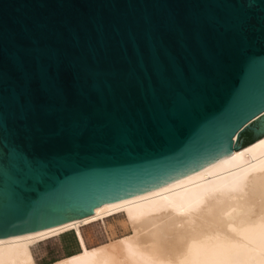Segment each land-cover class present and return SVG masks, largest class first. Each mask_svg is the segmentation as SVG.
Masks as SVG:
<instances>
[{
  "label": "water",
  "instance_id": "1",
  "mask_svg": "<svg viewBox=\"0 0 264 264\" xmlns=\"http://www.w3.org/2000/svg\"><path fill=\"white\" fill-rule=\"evenodd\" d=\"M263 112L264 0H0V237L195 172Z\"/></svg>",
  "mask_w": 264,
  "mask_h": 264
},
{
  "label": "bare ground",
  "instance_id": "2",
  "mask_svg": "<svg viewBox=\"0 0 264 264\" xmlns=\"http://www.w3.org/2000/svg\"><path fill=\"white\" fill-rule=\"evenodd\" d=\"M238 137L233 153L173 182L0 237V264H37L32 245L71 229L81 250L51 264H264V132L246 145ZM113 214L134 234L89 248L81 226Z\"/></svg>",
  "mask_w": 264,
  "mask_h": 264
},
{
  "label": "rangeland",
  "instance_id": "3",
  "mask_svg": "<svg viewBox=\"0 0 264 264\" xmlns=\"http://www.w3.org/2000/svg\"><path fill=\"white\" fill-rule=\"evenodd\" d=\"M256 137L253 131H244L240 137L241 145L254 140ZM80 230L89 248L103 246L109 242H119L121 239L134 234L132 226L123 214H113L98 219L82 225ZM32 249L37 264H51L79 252L81 244L78 232L76 229H71L33 244Z\"/></svg>",
  "mask_w": 264,
  "mask_h": 264
},
{
  "label": "trees",
  "instance_id": "4",
  "mask_svg": "<svg viewBox=\"0 0 264 264\" xmlns=\"http://www.w3.org/2000/svg\"><path fill=\"white\" fill-rule=\"evenodd\" d=\"M253 141V140H252ZM252 141H248V142H246L244 145H246V144H248V143H250V142H252Z\"/></svg>",
  "mask_w": 264,
  "mask_h": 264
}]
</instances>
